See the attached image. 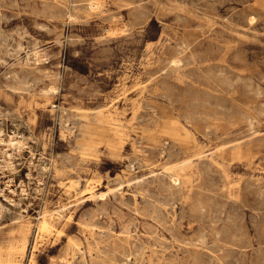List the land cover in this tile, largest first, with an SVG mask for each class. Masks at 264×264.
<instances>
[{
  "label": "rangeland",
  "instance_id": "rangeland-1",
  "mask_svg": "<svg viewBox=\"0 0 264 264\" xmlns=\"http://www.w3.org/2000/svg\"><path fill=\"white\" fill-rule=\"evenodd\" d=\"M90 1L0 0V264H264V0Z\"/></svg>",
  "mask_w": 264,
  "mask_h": 264
},
{
  "label": "bare ground",
  "instance_id": "bare-ground-1",
  "mask_svg": "<svg viewBox=\"0 0 264 264\" xmlns=\"http://www.w3.org/2000/svg\"><path fill=\"white\" fill-rule=\"evenodd\" d=\"M101 4H100V2H96V1H90V8H96V7H98V6H100ZM57 88L58 87H56V86H51V87H49L48 89H47V92L49 93V94H53L54 92H57L58 90H57ZM78 123V122H77ZM70 124V123H69ZM73 124V123H72ZM65 126H67L68 124H64ZM63 125V126H64ZM72 126H74V124L72 125ZM76 127V126H75ZM65 128V127H64ZM68 129V128H67ZM68 132V131H67ZM71 131H69V133H70ZM73 132V131H72ZM74 133V132H73ZM72 133V134H73ZM10 142H11V144H15L16 142H15V140H13V139H11L10 140ZM117 187V186H116ZM120 188V187H119ZM118 189V188H117ZM174 202V201H173ZM161 203V202H160ZM167 204V203H166ZM177 206V205H176ZM170 208V207H169ZM65 209V208H64ZM175 209V208H174ZM54 212H56V211H54ZM53 226V224L51 223V222H49L45 217H43V219H42V221H41V223H40V225H39V232L40 231H43V230H50L51 229V227ZM156 248V247H155ZM134 256V255H133ZM151 257V256H150ZM149 257V258H150ZM66 261H69L68 259L66 260ZM67 264H70V262L69 263H67Z\"/></svg>",
  "mask_w": 264,
  "mask_h": 264
}]
</instances>
